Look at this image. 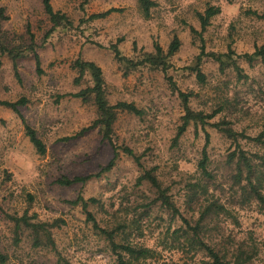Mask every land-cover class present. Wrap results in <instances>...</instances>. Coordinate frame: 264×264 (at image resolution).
Listing matches in <instances>:
<instances>
[{"label":"rangeland","instance_id":"374dc122","mask_svg":"<svg viewBox=\"0 0 264 264\" xmlns=\"http://www.w3.org/2000/svg\"><path fill=\"white\" fill-rule=\"evenodd\" d=\"M152 1L157 6L146 15L139 0H51L54 11L68 20L52 30L41 0H0L8 17L0 21V101H26L19 113L0 105L4 264H118L106 237L87 221V212L100 227L117 229V242L156 252L135 264H201L209 258L189 247L185 233L193 232L186 222L195 227L211 205L200 238L222 254L242 247L254 264H264V215L256 202L245 201L234 179L236 166L228 160L239 150L264 154L250 139L264 132V63L244 58L264 46V20L258 17L264 14V0ZM211 7L220 13L203 31L199 15ZM110 10L117 11L92 18ZM174 37L181 47L166 72L145 65L127 69L113 51L117 45L122 56L139 62L155 53L156 44L167 52ZM31 48L40 57L41 73ZM9 51L21 53L18 75ZM199 57L203 81L194 70ZM78 60L102 69L110 105L133 103L144 112L143 117L118 114L114 146L98 128L82 133L98 111L92 101L73 97L93 86L90 73L81 75L75 68ZM180 93L189 96L194 112L218 113L207 125L192 123L175 142L185 115ZM21 116L43 141L44 155L31 143ZM224 122L238 134L236 139L215 127ZM207 134L211 177L199 167ZM115 147L118 156L110 171L86 184L58 183L102 172L114 159ZM123 148L140 156V164ZM152 170L177 211L158 200L149 182L138 183ZM79 196L95 202L85 211L70 203ZM23 217L56 224L51 229L54 248L36 246L30 228L21 226L17 232L15 219Z\"/></svg>","mask_w":264,"mask_h":264},{"label":"trees","instance_id":"16d2710c","mask_svg":"<svg viewBox=\"0 0 264 264\" xmlns=\"http://www.w3.org/2000/svg\"><path fill=\"white\" fill-rule=\"evenodd\" d=\"M41 1L44 10L49 17L50 22L53 25L52 30L68 23L67 17L64 14L54 11L51 0H41ZM139 4L146 15L149 14L152 8L157 6V4L152 0H139ZM114 11L117 10H110L109 12H106L104 14L95 15L92 18H103L106 17L109 13ZM219 13H220L219 8L211 7L207 9L205 14L199 15V19L203 31H205L207 27L210 25V20ZM258 17L264 20V14L259 15ZM7 19L8 17L5 15V9L4 8L0 9V21ZM0 31H1V23H0ZM180 47H181L180 39L178 37H174L167 52H165L164 49L159 44H156L155 53L145 54L143 59L140 60L139 62H133L130 59L126 58L125 56H122L117 45L113 46V51L115 53L116 59L120 63L125 64L127 69L137 68L145 65L152 67L154 69H162L164 72H166L170 68L171 57H173L179 51ZM31 50L33 53H35L37 68L39 73H41L40 57L33 48H31ZM3 52H7V49L3 48ZM8 53L11 55L13 59L14 70L18 75V60L20 58L21 53L10 52V51ZM212 57L220 61L222 64L224 63L223 60L221 59V56H216L215 54H213ZM244 58L249 63H252L258 59L262 60V62L264 63V46L258 48L253 54L244 55ZM201 59H202L201 57L198 58L199 62L197 64V67L194 68V70L197 72L198 78L201 81H203L205 77L200 71ZM74 66L79 70L81 75H84L87 72L90 73L93 79V86L84 89L77 94H74L73 97L80 98L84 103H88L92 101L98 111V118L93 122L92 126L84 130L82 133L89 131L91 129L98 128L102 132L104 140L109 141L113 145L112 133L118 114L125 112L129 114H133L137 117H143L144 112L133 103L119 102L115 105H110L106 98L105 80L102 69L95 63L78 60L76 61ZM236 68L238 71L240 70L238 66ZM180 97L183 99V103L185 107V115L182 118L183 123L178 129L175 142H178V140L185 134L188 127L192 123L201 124L203 126L207 125L209 121L212 120L218 113L215 112L214 114L205 115L201 112L199 113L194 112L189 106V96L187 94L180 93ZM24 104H26V101L24 99H21L20 101L17 102L0 101L1 106L10 108L18 113H19L18 107L23 106ZM21 118L25 124L26 132L28 137L30 138L31 143L35 146L39 154L44 155L46 153V148L43 141L37 136L36 131L33 128H31L28 124H26L24 117L21 116ZM215 127H217L220 131L224 132L231 139H236L238 137V134L230 127L229 123L227 122L215 124ZM250 139L264 148V132L260 134L258 137L250 138ZM209 143H210V136L207 134L206 145L203 151L204 158L199 165L202 174H204L207 177H211V174L208 172L207 169V161H208L207 148L209 146ZM118 149L119 148L115 147L114 159H112L109 165L105 167L102 170V172L96 175L75 177L73 179L65 178L59 180L58 183L63 186H72L75 184H86L91 179L100 177L103 172L110 171L114 167L115 161L118 156ZM123 152L129 155L130 157H132L135 162L140 164L141 157L137 156V154L133 152V150L129 148H123ZM228 160L229 163L234 164L236 166V173L234 175V179L237 185L242 186L243 193L245 196V201L253 200L254 202H256L264 215V154L263 155L254 154L250 156L245 151L239 150L233 152L229 156ZM145 181L149 182L154 188L158 190L159 193L158 200L161 201L164 206L174 211H177L174 203L167 195V190L162 189L158 181V178L155 175L154 170L145 172L139 178L138 183L140 184ZM244 182H247V186L243 185ZM94 202L95 200H85L82 196H79L76 200L70 203L74 206L80 205L83 207L85 211H87L89 204ZM212 208H213L212 205L206 208L205 212L202 214V217L200 218L199 222L196 224L195 227L190 226L189 223L186 222L188 224V228L193 232L192 236H190L189 233H185V239L189 243L188 244L189 247L193 248L195 253H199V252L206 253L209 258V261H203L201 262V264H254L253 257L247 255V253L243 250L242 247L239 246L236 247L230 255L222 254V252L218 250L216 247L208 244L207 242H205L200 238V232L202 231L201 223L208 215H210V213L212 212ZM87 215H88L87 221L92 222L94 228L97 231H99L103 236L106 237L107 241L111 246L113 253L117 256L118 264H135L140 260L152 259L156 254L154 250L149 248L136 246L129 242H125V243L117 242L116 241V236L118 231L117 229L116 230L104 229L99 226L97 220L92 215V213L87 212ZM15 221L17 223L16 226L17 232L21 229V226H25L27 228L32 229V232L35 235L34 239L36 246L39 247V246L47 245L49 247L54 248L55 244L51 229L57 227L56 224L39 223V222L33 223V222H29L26 219V217L15 219ZM0 261L2 264H4L6 261V257L1 253V251H0Z\"/></svg>","mask_w":264,"mask_h":264}]
</instances>
